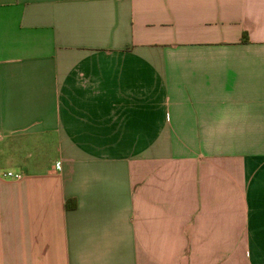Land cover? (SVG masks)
I'll use <instances>...</instances> for the list:
<instances>
[{"label":"crops","instance_id":"crops-1","mask_svg":"<svg viewBox=\"0 0 264 264\" xmlns=\"http://www.w3.org/2000/svg\"><path fill=\"white\" fill-rule=\"evenodd\" d=\"M0 264H264V0H0Z\"/></svg>","mask_w":264,"mask_h":264},{"label":"built area","instance_id":"built-area-1","mask_svg":"<svg viewBox=\"0 0 264 264\" xmlns=\"http://www.w3.org/2000/svg\"><path fill=\"white\" fill-rule=\"evenodd\" d=\"M7 175H8V176H11V177H15V178H17V179L23 177V175H22L21 173H16V174H14L13 172H9V173H7Z\"/></svg>","mask_w":264,"mask_h":264},{"label":"trees","instance_id":"trees-1","mask_svg":"<svg viewBox=\"0 0 264 264\" xmlns=\"http://www.w3.org/2000/svg\"><path fill=\"white\" fill-rule=\"evenodd\" d=\"M243 38H244V40H246L247 36H246V35H244V36H243Z\"/></svg>","mask_w":264,"mask_h":264}]
</instances>
